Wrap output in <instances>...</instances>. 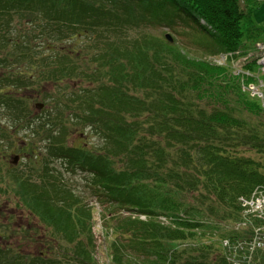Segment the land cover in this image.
Returning a JSON list of instances; mask_svg holds the SVG:
<instances>
[{"label": "trees", "instance_id": "16d2710c", "mask_svg": "<svg viewBox=\"0 0 264 264\" xmlns=\"http://www.w3.org/2000/svg\"><path fill=\"white\" fill-rule=\"evenodd\" d=\"M255 6L0 0V115L6 118L0 154L25 130L30 143L15 149L32 155L20 167L0 160V193L38 221L35 233L54 240L49 256L58 245L62 259L22 255L17 246L25 244L16 235L28 239L33 231L5 227L14 245L0 244V264L96 263L93 206L68 182L78 172L105 205L102 246L113 264H232L223 240L240 232L225 228L220 247L202 245L193 218L238 222L239 197L264 185V105L242 87L260 69ZM190 17L216 35L210 59L191 56L171 33L173 41L145 29L159 20L174 28L184 19L199 32ZM41 99L44 107L36 111ZM77 132L96 140L75 142ZM114 206L137 215L115 213Z\"/></svg>", "mask_w": 264, "mask_h": 264}, {"label": "rangeland", "instance_id": "374dc122", "mask_svg": "<svg viewBox=\"0 0 264 264\" xmlns=\"http://www.w3.org/2000/svg\"><path fill=\"white\" fill-rule=\"evenodd\" d=\"M246 1V3H253V5L256 3V6L253 9V13H252V17L255 20V22H257L258 26H260L261 31L259 33L258 36V42L261 46L264 47V0H244ZM248 1V2H247ZM191 19V24L193 26L198 27L199 32H196L194 30H192L189 25H187L188 23H186V20L184 19H176L173 27L172 28L170 25H168L165 21L163 20H159V21H155V22H151L148 25L145 26V29L147 31H151L155 34H162L164 35L165 33L169 32L172 34V36L174 37L175 41L182 45L185 50L191 55V56H196V57H207V58H211L214 56L213 53V49L212 47H216V35L212 34V32L210 31H206L202 28V26L199 24V21L194 18V17H190ZM206 36V37H205ZM205 37V38H202ZM202 41V43H199L198 41ZM211 41V42H210ZM258 45V44H257ZM259 46V45H258ZM260 47V46H259ZM223 60H220V62H222ZM238 63H234L233 66H237ZM264 67V66H263ZM261 72V74H260ZM264 78V69H261L259 72H257L256 74H254V80L252 82H249V87H252L251 85L253 84L256 89H260L263 93H264V82L262 81V79ZM244 82L243 79H241V84ZM248 84H243V90L244 87ZM49 88V86L47 87V89ZM246 90V88H245ZM248 93V96L254 100H257L258 102H260L261 104H263L262 100H264V95L263 96H258L256 94H253L250 90L246 91ZM254 92V91H253ZM47 99L49 100H53L54 98L52 96H46ZM43 100L41 99L40 101H38L35 105V110L37 111V109L39 110L40 108L44 107V103ZM42 104V105H41ZM45 107L48 109V111L50 113H52V105L48 106L47 104H45ZM61 107V105H55L54 109L57 111L59 108ZM59 113L61 112H66L65 110H58ZM6 118L2 117L0 115V121H5ZM72 137L75 138V142H78L81 144V142L87 141V140H91V141H95V137H90L85 139L84 137L80 136L79 133H74L71 134ZM28 132L25 130H19L16 131L14 133V138H15V142H14V147L8 152L5 153L3 155H5V161L4 164H7L9 168H11V165L13 166H24L26 163L29 162L30 160V156H32L29 153H23V151L21 149H19L18 151L15 149V146L17 148H21L20 146H22L23 144H29L30 140H28ZM2 144L6 145L7 141L6 140H2L1 141ZM36 142V145H40V143L38 142L37 139H33V143ZM68 142H72V139L68 138ZM30 147V145H29ZM37 149L35 150L33 155H36ZM15 154H19V158L16 162H13L14 156ZM246 155H251L253 157H258L259 154H257L254 151H250V150H246L245 151ZM37 156V155H36ZM53 164L55 165H59L60 163L56 162L55 160L53 162ZM39 173H41L39 171ZM69 176V183L72 185H75L76 187H78V190L80 192V194L82 195L84 202H87V204L89 206H93V227H92V231H93V238H94V249L92 251V255H94V258H98L100 257L102 259V261L96 262V264H104L103 261L107 260V256L106 253L104 252V250H106L105 248H103L102 246V242H103V238H102V232H101V225L104 224V219H103V215L104 212L106 210H104L105 205L102 204V202H100L99 199L96 198V196H93V194H91L89 192V190L87 189L86 186V182L84 179L83 174H81L80 172L76 173V174H71L68 175ZM258 187H264L262 185H257L255 187H253V189L251 190V193ZM250 193V194H251ZM95 207V208H94ZM107 207H109L107 205ZM112 210H117L119 209V207H113L111 208ZM0 237L3 239H11L12 242L14 241V236H10L8 234H3L4 232H2L1 230H3L5 228L4 225V221L6 220V217L10 220V221H15V218L13 219L14 213H20L23 212L21 210V207L19 206V203L12 199V198H8L7 195H5L4 193H0ZM247 209L244 207L243 209V215L247 214ZM123 213L124 215L129 214V213H133V211L131 210H125L124 208L120 209L119 211H115V213ZM182 213V211H180ZM186 214V213H184ZM183 214V215H184ZM133 216H136L137 213H133ZM138 216L142 219H146L147 216H145L144 214H138ZM163 217V216H160ZM167 218V217H166ZM164 217L163 220L165 223L170 224V218L166 219ZM102 219H103V223H102ZM29 221L33 224L34 222H32L30 219ZM193 221H195L197 223L196 226V230L198 232L197 234V238L195 239L197 242H201L202 245L204 244H210L211 241H214V243L220 247L221 246V241H220V236L221 233L226 229L228 230H234L233 227V222L232 223H227V222H222V218L219 217H208V216H200L197 215L196 217L193 218ZM31 228H35L34 226ZM224 228V229H223ZM84 235V234H83ZM19 240L20 236L19 234L16 235ZM85 237V235H84ZM9 239V240H10ZM22 242V241H21ZM30 242H22L23 244H26ZM188 242V241H187ZM0 244L1 241H0ZM57 248H55V254L51 252V256H48L50 258H55L58 257L59 259H61V252L59 251V246L56 245ZM27 250V249H25ZM33 250V248H31L30 250L27 251H31ZM35 250V249H34ZM23 255V254H22ZM56 255V256H55ZM60 255V256H58ZM25 256H29V255H25ZM31 256V255H30ZM233 256H236L235 253H231L229 255V259H232ZM264 256L261 257V261L262 258ZM62 260V259H61ZM260 261V264H262V262Z\"/></svg>", "mask_w": 264, "mask_h": 264}, {"label": "built area", "instance_id": "2783aa9c", "mask_svg": "<svg viewBox=\"0 0 264 264\" xmlns=\"http://www.w3.org/2000/svg\"><path fill=\"white\" fill-rule=\"evenodd\" d=\"M258 45L261 49V54L257 58L260 71L264 69V47L260 44ZM220 60L224 62L225 56L218 60L219 63H222ZM236 67L238 68V66ZM262 81L264 82V80ZM251 86L254 88L249 87V85L245 86V88L258 96L264 95L253 84ZM262 102L264 104V100ZM239 202L242 207V220L233 223V227L240 232V236L224 238L223 244L227 248L229 255L231 253L236 254L232 259L228 257L232 264H246V262L248 264L256 251H264V187L256 188L248 197L240 196ZM244 207L248 210L245 215H243Z\"/></svg>", "mask_w": 264, "mask_h": 264}, {"label": "flooded vegetation", "instance_id": "af4514ba", "mask_svg": "<svg viewBox=\"0 0 264 264\" xmlns=\"http://www.w3.org/2000/svg\"><path fill=\"white\" fill-rule=\"evenodd\" d=\"M4 153L1 152L0 154V160L2 162L5 161V155ZM15 215V221H10L7 217L6 220L4 221V225L7 228H18L20 230L25 229V228H31L33 226H37L38 222L31 220L30 216L31 214L28 212H20V213H14ZM29 219L34 222L33 224L29 221ZM20 239L23 242H27L30 240L29 244H25L23 246V249L21 250L23 255H32L34 253H39L43 256H49L50 248L47 244V242L50 241L51 237L47 234L39 233L35 234L32 232V238L24 239L23 235H20ZM0 241L4 246H13L12 240H5L0 237ZM33 248L31 251H27ZM27 249V250H25ZM35 249V250H34Z\"/></svg>", "mask_w": 264, "mask_h": 264}, {"label": "water", "instance_id": "95a60500", "mask_svg": "<svg viewBox=\"0 0 264 264\" xmlns=\"http://www.w3.org/2000/svg\"><path fill=\"white\" fill-rule=\"evenodd\" d=\"M166 38L169 40V41H173V38L172 36L170 35V33H166ZM42 105V104H41ZM19 156L18 155H15L14 156V159H13V162H16L18 160Z\"/></svg>", "mask_w": 264, "mask_h": 264}]
</instances>
